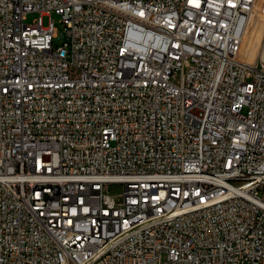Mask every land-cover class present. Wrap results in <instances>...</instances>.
<instances>
[{"label": "built area", "instance_id": "2783aa9c", "mask_svg": "<svg viewBox=\"0 0 264 264\" xmlns=\"http://www.w3.org/2000/svg\"><path fill=\"white\" fill-rule=\"evenodd\" d=\"M263 1L0 0V264H264Z\"/></svg>", "mask_w": 264, "mask_h": 264}, {"label": "rangeland", "instance_id": "374dc122", "mask_svg": "<svg viewBox=\"0 0 264 264\" xmlns=\"http://www.w3.org/2000/svg\"><path fill=\"white\" fill-rule=\"evenodd\" d=\"M39 14H40L39 12H31V13H29L28 16H27V20L26 21L27 22H33L34 19L39 17ZM258 15H259V17H261V19L264 20V14L258 12L257 16ZM50 18L54 21V25H55V27L58 30L57 36L54 38V43L55 44H62L66 40V31L64 29V24L61 21V16L59 14H57V13H52L51 17L46 15V16H44V22L46 24L49 23ZM262 34H264V27H263L262 33H261V35L259 37V41L257 43H255L254 55H253L254 58L252 60L256 59L257 49L259 47ZM245 49H246V47H245ZM109 189H110V191L112 193H119L121 191V186L118 185V184H112L109 187Z\"/></svg>", "mask_w": 264, "mask_h": 264}, {"label": "bare ground", "instance_id": "6f19581e", "mask_svg": "<svg viewBox=\"0 0 264 264\" xmlns=\"http://www.w3.org/2000/svg\"><path fill=\"white\" fill-rule=\"evenodd\" d=\"M259 9L264 11V1L259 5ZM264 20L259 15L252 22L251 30L248 33L246 51L244 54L245 59L252 60L254 57L255 43L259 41V37L264 27ZM60 214H67V207H60Z\"/></svg>", "mask_w": 264, "mask_h": 264}]
</instances>
